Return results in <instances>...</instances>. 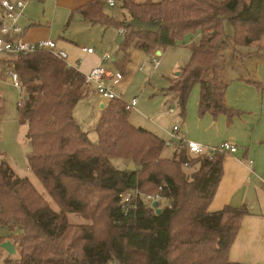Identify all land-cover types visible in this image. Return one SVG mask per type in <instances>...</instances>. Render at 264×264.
Segmentation results:
<instances>
[{"label": "trees", "instance_id": "obj_1", "mask_svg": "<svg viewBox=\"0 0 264 264\" xmlns=\"http://www.w3.org/2000/svg\"><path fill=\"white\" fill-rule=\"evenodd\" d=\"M117 1L123 21L104 13L105 0H90L79 13L89 23L125 30L119 46L125 60L131 49L160 51L201 31L169 90L182 114L195 84L201 87L202 112H226L222 53L228 45L249 46L264 38V0ZM132 19L160 25L155 32L125 27ZM6 56L16 57L13 69L23 89L17 110L29 143L27 167L58 210L1 157L0 226L8 233L0 243L10 240L16 250L4 264H243L231 262L228 252L250 211L245 205L208 210L222 154L194 157L187 167L185 147L164 157V140L132 125L119 99L108 101L93 143L73 116L86 92L84 75L47 50ZM3 105L0 96V121ZM114 159L134 162L135 171L116 167ZM135 188L158 194L161 212L141 198L125 209L120 194ZM69 213L87 223L72 225Z\"/></svg>", "mask_w": 264, "mask_h": 264}, {"label": "crops", "instance_id": "obj_2", "mask_svg": "<svg viewBox=\"0 0 264 264\" xmlns=\"http://www.w3.org/2000/svg\"><path fill=\"white\" fill-rule=\"evenodd\" d=\"M49 1L55 8L65 5L68 0ZM89 1L84 0L82 4L79 3L75 7H70L71 14L66 27L73 13H78L85 24L89 23L79 13V9ZM115 1L119 3L117 0ZM29 2L31 0L26 3L19 18V25L23 30L22 37L26 41L51 39L49 23L42 28L35 23H31L26 28L23 27L27 23L24 11ZM3 13L4 10L0 7V15ZM104 13L106 14V12ZM113 19L118 22L125 20L123 14L122 19ZM89 24L97 25L98 23ZM53 41L55 42V40ZM70 42H55V45L57 44L56 50H62L66 53L65 63L69 67L84 75L93 67L102 64L109 71L115 72L117 70L124 75V71L119 69L121 66L124 67V62V65H122L121 61L115 62L112 59V61L104 63L101 57L106 51L97 55L95 49L91 46L81 45V47H76ZM237 47L238 55L242 54V57L239 55V58H233L230 50H224L222 53L223 62H221L220 79L226 84L223 94L226 112H213L212 110L202 112L199 107L201 87L199 84H195L189 92L183 114L178 107L177 115L180 118L174 120L173 125H178L180 133L187 139L200 142L206 146H216L221 142L228 141L237 147L234 153L222 154V174L208 210L214 212L226 205L235 207L245 205L250 214L242 218L241 227L229 249L228 258L231 262L264 264V38L255 44ZM83 48H93V52L88 53ZM160 52L161 55L162 51L160 50ZM226 53L229 56L231 55V62H225L227 60ZM7 58L6 55H0V83L10 85L11 82L5 72ZM122 80L123 78L120 81ZM12 87L15 88L13 85ZM86 90L85 95L80 100L90 96L96 99L101 117L108 101L101 98L93 87H86ZM17 91L19 92L18 89ZM19 95L20 98V92ZM3 101L2 115L5 114L6 108V102L4 99ZM102 104L103 107H101ZM136 106L131 110L136 109ZM168 108L165 110V115L170 117L174 114V110L172 113H167ZM159 128L164 134L162 140H165L168 131L172 127L170 129ZM153 134L159 137L157 133L154 132ZM2 251L4 250L2 249Z\"/></svg>", "mask_w": 264, "mask_h": 264}, {"label": "rangeland", "instance_id": "obj_3", "mask_svg": "<svg viewBox=\"0 0 264 264\" xmlns=\"http://www.w3.org/2000/svg\"><path fill=\"white\" fill-rule=\"evenodd\" d=\"M83 1L68 0L65 5L54 8L49 0H31L24 11L27 23L23 27L26 28L31 23H35L39 24L42 28L49 23L51 39L55 40L56 43L71 41L70 43L76 47H81V45L91 46L95 49L97 55L106 51L115 62L121 61L122 65L125 64L124 67L121 66L119 68L120 70L122 69L121 71H124V75L123 80L114 87L115 94L123 102H129L136 96L138 104L136 109L129 112V122L136 127H143L153 133H157L162 139L164 134L159 127L162 129H170L174 120L180 118L177 115V102L170 92L169 87L174 80H178V77L181 75V69L189 62L191 45L199 41L201 31L198 30L187 34L183 38H177L175 45L162 49V54L159 57V66L153 71L151 60L156 51L147 53L141 50L131 49L129 58L125 60L122 52L119 51L122 37L114 27L105 28L100 24H85L78 13H73L66 27V23L71 14L70 7H75L79 3L82 4ZM104 12L109 17L117 18V20L122 19L119 3H116L114 7L105 5ZM224 32L228 36L232 35V28L227 22L224 23ZM224 50H230L233 58H239L240 54L238 55L237 46L228 45ZM231 55L229 56L226 53L225 57H227V60L225 62L232 61V58H230ZM240 56L242 57V54ZM15 60L16 57L11 56L6 59V62L13 68L12 62ZM177 72H179L178 75ZM9 84L11 86L0 83L1 97L6 102L5 114L0 121V158L5 157L16 174L19 177H27L38 192L48 200L50 206L54 210H58L57 205L50 199L40 181L27 167L29 143L25 138L26 126L20 123L17 110V102L19 101L20 95L17 89L13 88L11 83ZM91 97L84 98L75 105L73 116L82 130L87 132L90 141L95 143L97 141V135L94 128L100 119V112L97 108L96 99ZM169 106L174 110V114L170 117L165 115V110ZM105 112L106 110H104L102 115ZM172 152V147H165L162 155L170 158ZM129 162L127 159L112 160V163L121 169L126 168ZM186 172L187 174L189 173V171ZM67 216L69 223L74 226L87 223L78 214L69 213ZM7 233V229L0 226V236H6ZM6 256L8 255L5 251L0 249V264H4L3 259ZM14 258L16 259L15 256Z\"/></svg>", "mask_w": 264, "mask_h": 264}, {"label": "built area", "instance_id": "obj_4", "mask_svg": "<svg viewBox=\"0 0 264 264\" xmlns=\"http://www.w3.org/2000/svg\"><path fill=\"white\" fill-rule=\"evenodd\" d=\"M29 0H0V7L4 10V13L0 15V55L9 54H28L40 50H48L52 52L56 57L65 61L66 53L62 50H56L55 42L51 39H43L38 41H26L23 37L22 27L19 25L18 20L22 15L23 9ZM106 4L110 7L115 6V0H105ZM125 30L119 28L118 34L123 36ZM88 53L93 52V48H83ZM160 54L154 53L151 60L152 69L155 70L159 65ZM102 62L112 61L110 54L105 52L101 57ZM141 69V68H140ZM6 74L9 77L11 84L17 88L21 94L17 105H20L22 100L23 89L19 81L17 73L14 71L11 65H6ZM123 78V74L120 71L111 72L104 65H98L90 69L84 74V85L86 87H93L94 91L106 101L112 99H118L114 91V85H116ZM123 102V101H122ZM125 109L130 111L137 104V97L132 98L129 102H123ZM171 106L167 109V113H172ZM165 147H172L173 151L177 147H185L187 149V159L184 161L183 166L187 167L189 161L198 156L205 155L211 159L216 153H234L237 147L224 141L216 146H206L200 142L187 139L180 133L178 125H173L170 131L167 133V137L164 140ZM121 203L124 208L127 209L129 203L135 201L137 198H141L147 203L152 204L153 201L159 199L158 194H143L137 188L133 190H127L120 194Z\"/></svg>", "mask_w": 264, "mask_h": 264}, {"label": "water", "instance_id": "obj_5", "mask_svg": "<svg viewBox=\"0 0 264 264\" xmlns=\"http://www.w3.org/2000/svg\"><path fill=\"white\" fill-rule=\"evenodd\" d=\"M159 25H160V20L145 22L139 19H132L125 24V27L140 28L146 31L155 32L159 28ZM160 53H161L160 51H157V54ZM178 73L179 72H177V75ZM101 107H103V104L101 105ZM126 169H128L129 171H135L134 162L130 161ZM151 206L155 210L156 214H159L161 212V209L158 207L157 200L153 201ZM0 248L3 249L9 256L14 255L16 252L15 246L10 240H5L1 242Z\"/></svg>", "mask_w": 264, "mask_h": 264}]
</instances>
